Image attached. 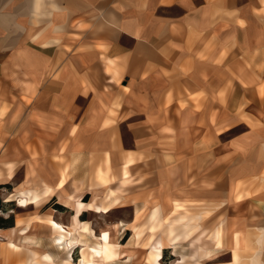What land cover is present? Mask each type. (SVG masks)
I'll list each match as a JSON object with an SVG mask.
<instances>
[{
    "label": "crops",
    "instance_id": "obj_1",
    "mask_svg": "<svg viewBox=\"0 0 264 264\" xmlns=\"http://www.w3.org/2000/svg\"><path fill=\"white\" fill-rule=\"evenodd\" d=\"M0 217V264H264V0H0Z\"/></svg>",
    "mask_w": 264,
    "mask_h": 264
},
{
    "label": "bare ground",
    "instance_id": "obj_2",
    "mask_svg": "<svg viewBox=\"0 0 264 264\" xmlns=\"http://www.w3.org/2000/svg\"><path fill=\"white\" fill-rule=\"evenodd\" d=\"M18 202H19V204H21V205H23V204H25L26 203V200L24 199V198H19L18 199ZM86 205L85 204H83L82 202H80V201H77V212H79V210H81V208H83V207H85ZM54 225H57L56 223H53ZM59 228H60V226H59ZM136 236V235H135ZM55 240H57V242H59L61 245H63V246H66V247H68V245H70V242H68V243H66V242H64V243H62V240H63V237L62 236H59V237H56V238H54ZM100 240L98 241V242H96V244H94L92 247H91V252L93 253V254H100L101 252H102V250H103V248H104V245H108V244H114V243H112V242H110L109 241V236H108V232L107 231H103L102 232V234H101V236H100V238H99ZM127 244V243H126ZM160 244V243H159ZM114 246H116L115 244H114ZM119 249V248H118ZM160 245L159 246H157V250H158V252L160 251ZM116 256H117V253H116ZM180 258H182V260L185 258L184 257V255H182ZM106 262V261H105ZM178 262V263H177ZM176 262V264H182L183 263V261H177ZM79 263L80 264H97L96 262H95V260H92V259H87L84 255H82L81 256V258L79 259ZM175 264V263H174Z\"/></svg>",
    "mask_w": 264,
    "mask_h": 264
},
{
    "label": "rangeland",
    "instance_id": "obj_3",
    "mask_svg": "<svg viewBox=\"0 0 264 264\" xmlns=\"http://www.w3.org/2000/svg\"><path fill=\"white\" fill-rule=\"evenodd\" d=\"M242 128H243V126H238L237 128H235V129L229 131L228 134H230V133H232V132H235V131H237V130H240V129H242ZM120 213H121V212H119V210H116L114 213L110 214L109 217H110V218H112V217H113V218H116L117 216L120 215ZM104 217H106V216H104ZM74 258H75V257H74ZM170 260H172L171 256H170L169 254L163 253L162 261H163L164 263H169Z\"/></svg>",
    "mask_w": 264,
    "mask_h": 264
},
{
    "label": "trees",
    "instance_id": "obj_4",
    "mask_svg": "<svg viewBox=\"0 0 264 264\" xmlns=\"http://www.w3.org/2000/svg\"><path fill=\"white\" fill-rule=\"evenodd\" d=\"M55 208H60V206L59 205H56ZM7 222H9V219H4V218L0 217V225H4Z\"/></svg>",
    "mask_w": 264,
    "mask_h": 264
}]
</instances>
